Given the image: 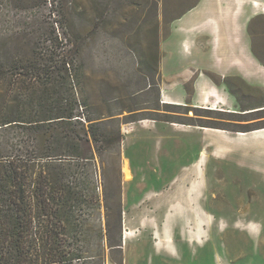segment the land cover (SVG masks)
<instances>
[{
	"label": "rangeland",
	"instance_id": "1",
	"mask_svg": "<svg viewBox=\"0 0 264 264\" xmlns=\"http://www.w3.org/2000/svg\"><path fill=\"white\" fill-rule=\"evenodd\" d=\"M200 1L0 0V143L40 152L19 121L66 99L95 124L63 157L86 195L77 264H264V0Z\"/></svg>",
	"mask_w": 264,
	"mask_h": 264
},
{
	"label": "trees",
	"instance_id": "2",
	"mask_svg": "<svg viewBox=\"0 0 264 264\" xmlns=\"http://www.w3.org/2000/svg\"><path fill=\"white\" fill-rule=\"evenodd\" d=\"M34 72L35 67L29 66L26 78ZM71 102L66 99L57 115L19 121L27 131L33 128L39 133L40 152L29 151L28 145L14 151L0 143V264H77L82 258L75 247L80 229L76 207L86 195L63 157L85 158L81 150L84 146L89 150V137L95 141L90 133L95 124L88 117L80 123ZM12 122L16 121L0 124V130ZM75 123L81 125V132L70 128ZM57 125L65 131V155L53 154L52 145L60 135Z\"/></svg>",
	"mask_w": 264,
	"mask_h": 264
},
{
	"label": "crops",
	"instance_id": "3",
	"mask_svg": "<svg viewBox=\"0 0 264 264\" xmlns=\"http://www.w3.org/2000/svg\"><path fill=\"white\" fill-rule=\"evenodd\" d=\"M197 8H202V10H206V9H208V10H210V13L212 12L211 11V7H210V5L208 4V2H207V0H201L200 1V3L195 7V8H193L189 13H191V12H193L194 10H196ZM236 12V11H235ZM219 20H220V18H217L216 16L215 17H208L205 21H204V23H206V26H208V27H211L212 26V28H216V29H218V26H219ZM233 21H236V18H233ZM209 23H212V25L211 26H209L208 24ZM214 23V24H213ZM224 29V28H223ZM175 37V36H174ZM173 37V38H174ZM173 38L170 40V42H172V44L173 43H175V39L173 40ZM176 38V37H175ZM172 49H174L176 46H173L172 45ZM234 49V48H233ZM226 56V55H225ZM233 57H232V61H233V66L236 68V66H235V64H236V54H233L232 55ZM196 62H197V64L199 65V66H201V67H203V68H205V67H208L209 65H210V61H209V58H208V53H206V55L205 56H200V57H197L196 58V60H195ZM194 61V62H195ZM207 61V64H205V62ZM194 64V63H193Z\"/></svg>",
	"mask_w": 264,
	"mask_h": 264
},
{
	"label": "bare ground",
	"instance_id": "4",
	"mask_svg": "<svg viewBox=\"0 0 264 264\" xmlns=\"http://www.w3.org/2000/svg\"><path fill=\"white\" fill-rule=\"evenodd\" d=\"M252 3H253L252 6L254 8H259L264 13V8L261 6V4L257 3V1H254ZM235 66H236V64H235ZM237 66H238V68L242 67L240 64H237ZM204 156H205L204 154H201V156H200L201 161L203 160V157ZM128 235H129L128 233L125 234V239L127 238ZM156 248L158 250L159 249V246H156Z\"/></svg>",
	"mask_w": 264,
	"mask_h": 264
}]
</instances>
